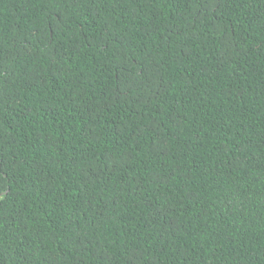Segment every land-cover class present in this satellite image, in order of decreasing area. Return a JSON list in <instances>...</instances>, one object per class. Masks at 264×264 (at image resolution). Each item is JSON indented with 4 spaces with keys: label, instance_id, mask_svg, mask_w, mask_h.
<instances>
[{
    "label": "trees",
    "instance_id": "16d2710c",
    "mask_svg": "<svg viewBox=\"0 0 264 264\" xmlns=\"http://www.w3.org/2000/svg\"><path fill=\"white\" fill-rule=\"evenodd\" d=\"M0 264H264V0H0Z\"/></svg>",
    "mask_w": 264,
    "mask_h": 264
}]
</instances>
